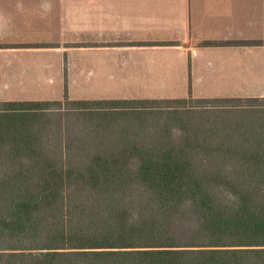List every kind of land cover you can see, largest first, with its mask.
<instances>
[{"label": "trees", "instance_id": "1", "mask_svg": "<svg viewBox=\"0 0 264 264\" xmlns=\"http://www.w3.org/2000/svg\"><path fill=\"white\" fill-rule=\"evenodd\" d=\"M0 264H264V97L0 102Z\"/></svg>", "mask_w": 264, "mask_h": 264}, {"label": "crops", "instance_id": "2", "mask_svg": "<svg viewBox=\"0 0 264 264\" xmlns=\"http://www.w3.org/2000/svg\"><path fill=\"white\" fill-rule=\"evenodd\" d=\"M253 41L264 0H0V102L264 97Z\"/></svg>", "mask_w": 264, "mask_h": 264}, {"label": "rangeland", "instance_id": "3", "mask_svg": "<svg viewBox=\"0 0 264 264\" xmlns=\"http://www.w3.org/2000/svg\"><path fill=\"white\" fill-rule=\"evenodd\" d=\"M78 121L79 120L77 118H72V119H68V121L66 120V123L72 122V124H74V122H78ZM63 123H65V122L63 121Z\"/></svg>", "mask_w": 264, "mask_h": 264}]
</instances>
